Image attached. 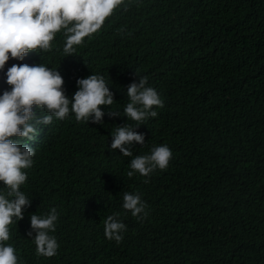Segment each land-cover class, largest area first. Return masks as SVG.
Instances as JSON below:
<instances>
[{
    "label": "trees",
    "instance_id": "trees-1",
    "mask_svg": "<svg viewBox=\"0 0 264 264\" xmlns=\"http://www.w3.org/2000/svg\"><path fill=\"white\" fill-rule=\"evenodd\" d=\"M64 42L61 30L30 57L60 72L70 99L78 78L103 75L114 102L100 106L103 123L70 112L31 141L16 138L35 149L20 189L31 205L5 242L19 264H264V0H125L74 55ZM136 70L164 107L134 129L145 143L133 157L161 144L173 154L147 184L127 176L133 157L110 150L115 127L135 126L123 109ZM124 192L141 194L142 222L123 209ZM52 207L59 248L37 256L30 216ZM116 212L127 226L120 244L104 235Z\"/></svg>",
    "mask_w": 264,
    "mask_h": 264
},
{
    "label": "clouds",
    "instance_id": "clouds-1",
    "mask_svg": "<svg viewBox=\"0 0 264 264\" xmlns=\"http://www.w3.org/2000/svg\"><path fill=\"white\" fill-rule=\"evenodd\" d=\"M124 2L0 0V70L4 69L10 56L23 60L29 52L50 51L52 41L61 30L65 37L64 57L74 55L75 46L81 45L85 37L98 32L105 20ZM5 75L11 90H5L0 95V181L7 188L6 194L0 193V264H19L16 249L5 242L10 239L9 225L13 223V218L16 221L23 219L24 209L31 205V199L20 189L28 178L22 170L33 166L35 149L16 138L31 141L39 134V125H49L54 118L64 120L70 112L77 122L103 123L105 113L100 106H111L114 94L104 76L93 73L77 79V90L70 99L63 90L64 80L60 72L45 64H13ZM135 75L139 80L127 86L129 102L123 109V115L127 120L134 121L135 126L126 123L111 132L110 150H119L125 157H133L131 149L134 142L145 143V135L134 129L149 117L158 115L153 110L154 106L164 107L158 91L147 86L148 77L137 70ZM37 109L44 114L38 115ZM108 115L120 114L109 111ZM172 155L166 144L154 145L150 154L136 155L130 160L127 176L139 173L145 177L143 182L147 184L155 170L167 169ZM122 207L138 221L142 222L148 216L147 205L138 192H124ZM119 216L120 213L116 212L103 221L105 237L117 244L122 242V233L127 228ZM58 217L55 207L44 215L30 216L31 230L27 236L33 238L37 256L50 258L57 254L59 244L56 237L49 233L55 232Z\"/></svg>",
    "mask_w": 264,
    "mask_h": 264
},
{
    "label": "water",
    "instance_id": "water-1",
    "mask_svg": "<svg viewBox=\"0 0 264 264\" xmlns=\"http://www.w3.org/2000/svg\"><path fill=\"white\" fill-rule=\"evenodd\" d=\"M9 56H10V54H9ZM13 64H17V65L28 64L30 66L36 65L33 62V60L31 59L29 53L25 55L23 60H16V59L11 58V56H10L9 60L5 64L4 69L0 70V95H2L5 90H9V91L11 90V86L6 83L5 73H6L7 69L9 67H11ZM33 107H35V106H33ZM20 127H22V126H20Z\"/></svg>",
    "mask_w": 264,
    "mask_h": 264
}]
</instances>
